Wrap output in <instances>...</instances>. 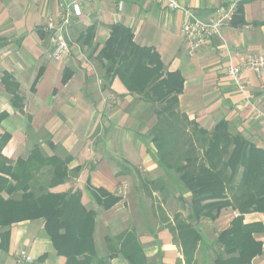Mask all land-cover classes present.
Returning <instances> with one entry per match:
<instances>
[{
  "label": "crops",
  "instance_id": "obj_1",
  "mask_svg": "<svg viewBox=\"0 0 264 264\" xmlns=\"http://www.w3.org/2000/svg\"><path fill=\"white\" fill-rule=\"evenodd\" d=\"M72 2L0 0V135H10L1 151L3 157L10 161L25 158L34 144L46 156H59L56 152L60 151L72 157L69 169L82 167L72 179L85 186L89 176L92 187L112 194L119 181L136 173L138 164L147 171L157 167L149 144L135 140L128 126L130 105L137 95L130 94L117 77L105 80L104 69L95 58L113 24L131 30L137 45L155 50L166 72L180 73L184 81L178 97L180 113L206 130L224 119L229 128L264 149L260 81L248 74V84L239 92L226 74L230 64L264 54V0H178L203 22L221 17L220 10L225 12L232 4L241 9L232 23L226 20L219 33L197 50H191L184 40L181 10L152 0L80 2V15H72L66 28L70 53L54 59L43 27L49 18L60 23L63 8ZM119 131L125 134L119 137ZM62 186L51 191L61 192ZM79 191L82 200L98 207L86 188ZM2 197L7 195L2 193ZM219 215L215 224L224 230L236 212L227 208ZM256 222L264 226V213L244 215V223ZM255 238L262 242V252L251 264H264V232ZM26 256L31 257L30 263L24 261ZM0 264H65V258L55 255L41 219L26 220L0 228ZM109 264L128 263L116 257Z\"/></svg>",
  "mask_w": 264,
  "mask_h": 264
},
{
  "label": "trees",
  "instance_id": "obj_2",
  "mask_svg": "<svg viewBox=\"0 0 264 264\" xmlns=\"http://www.w3.org/2000/svg\"><path fill=\"white\" fill-rule=\"evenodd\" d=\"M240 12L236 4L229 22ZM95 58L104 69L105 80L117 77L130 94L153 107V160L166 173L176 174L190 195L188 220L176 213L164 224L182 257L176 264L197 263L203 236L196 223L201 219L215 221L227 208L236 216L217 236L221 253L213 264H251L262 252V242L255 235L263 233L264 226L259 222L244 223V215L264 213V149L240 133H230L224 119L216 121L208 131L195 119L178 112L183 77L179 72H166L159 54L137 45L128 28L110 25L109 37ZM9 139V134L0 135V228L41 219L55 255L64 257L65 264H109L116 257L128 264H150L133 229H125L115 237L104 236L107 254L100 256L94 239L96 212L82 203L81 191H50L81 171V166L68 168L71 156H44L39 145L34 144L25 158L10 161L1 154ZM48 145L54 149L52 143ZM44 171L48 181L36 182L35 186L36 174ZM136 175L145 194L164 193L166 184L162 178L147 180L138 171ZM85 188L103 211L122 200L117 194L92 187L89 176ZM2 193L7 197L3 198ZM178 199L185 201L182 195ZM157 208L162 211L161 204ZM7 235L6 231L5 239Z\"/></svg>",
  "mask_w": 264,
  "mask_h": 264
},
{
  "label": "rangeland",
  "instance_id": "obj_3",
  "mask_svg": "<svg viewBox=\"0 0 264 264\" xmlns=\"http://www.w3.org/2000/svg\"><path fill=\"white\" fill-rule=\"evenodd\" d=\"M130 107L132 109L130 113L132 114H130L131 121L128 118V126L131 127L134 139L143 140L147 146L149 144L154 153L156 150L151 143L153 137L151 127L156 122V116L153 114V107L136 97H133ZM229 131L232 134L238 133L232 128H229ZM127 133L131 132L127 131ZM124 134L125 131H119V137ZM246 139L248 140V138ZM41 151L45 156L42 149ZM59 152H56V154L60 157L66 156L65 153ZM151 160L154 162L153 158ZM136 167L141 177L147 180L162 178L166 184L165 191L164 193L154 191L152 196L145 194L140 187L136 173H132L129 177L118 182L115 193L122 197V201L109 211H103L86 199L82 200L86 208L89 207V209L91 208L96 212L94 239L97 252L100 255L107 254L103 239L105 235L113 237L125 229H133L142 243L150 264H176V260L179 258L178 254H180L179 248L172 243L171 234L164 227V224L167 223V220H171L176 213H179L184 220H188L189 206L187 202L190 200V195L186 193L183 184L173 172L166 173L158 166L150 171H147L148 168L143 164H138ZM36 176L35 186L36 182L46 184L49 178L45 171L42 174L37 173ZM62 185L61 192L85 188L84 183H79V181L72 178ZM77 186L79 187L77 188ZM53 189L55 187L50 191ZM179 195H182L185 201H180L178 199ZM163 197L164 200H162ZM158 204H161L162 211L158 208L155 209ZM196 226L201 229L203 236L196 253V264H213L215 256L221 253V248L216 239L222 231L220 230L222 227H219L221 225L217 226L215 221L211 222L207 219H201L196 223Z\"/></svg>",
  "mask_w": 264,
  "mask_h": 264
},
{
  "label": "built area",
  "instance_id": "obj_4",
  "mask_svg": "<svg viewBox=\"0 0 264 264\" xmlns=\"http://www.w3.org/2000/svg\"><path fill=\"white\" fill-rule=\"evenodd\" d=\"M91 0H73L70 5L63 8L64 19L56 24L49 18L44 24V31L49 34V42L52 45V57L59 59L62 56H67L70 53V44L66 39V28L72 15H80V2H90ZM157 3H163L173 11L181 10L184 15V21L181 26V31L184 40L191 48L197 50L203 48L209 42L211 36L218 34L223 23L230 21L236 4L230 5L225 12L220 10L221 17L210 21L203 22L196 19L186 7L181 6L178 0H152ZM253 74L260 81V90L264 94V54H252L243 59L238 64H230L226 68V74L230 78L231 83L239 92H244L248 84L247 75ZM26 263L32 261L31 257H24Z\"/></svg>",
  "mask_w": 264,
  "mask_h": 264
}]
</instances>
